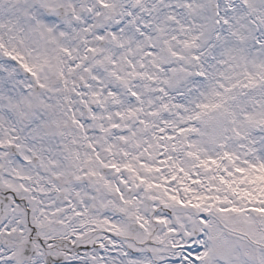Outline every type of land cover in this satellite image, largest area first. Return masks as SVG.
Returning <instances> with one entry per match:
<instances>
[{
    "label": "snow or ice",
    "instance_id": "1",
    "mask_svg": "<svg viewBox=\"0 0 264 264\" xmlns=\"http://www.w3.org/2000/svg\"><path fill=\"white\" fill-rule=\"evenodd\" d=\"M0 264H264V0H0Z\"/></svg>",
    "mask_w": 264,
    "mask_h": 264
}]
</instances>
